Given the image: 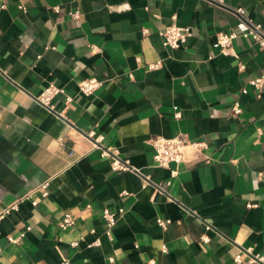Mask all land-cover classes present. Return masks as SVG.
Instances as JSON below:
<instances>
[{
    "label": "crops",
    "instance_id": "crops-1",
    "mask_svg": "<svg viewBox=\"0 0 264 264\" xmlns=\"http://www.w3.org/2000/svg\"><path fill=\"white\" fill-rule=\"evenodd\" d=\"M241 19L264 28V0H0V264H236L247 248L264 264V47L217 44ZM173 23L193 32L178 48L160 35ZM50 84L65 93L46 107ZM178 135L208 148L158 166L152 138Z\"/></svg>",
    "mask_w": 264,
    "mask_h": 264
},
{
    "label": "built area",
    "instance_id": "built-area-1",
    "mask_svg": "<svg viewBox=\"0 0 264 264\" xmlns=\"http://www.w3.org/2000/svg\"><path fill=\"white\" fill-rule=\"evenodd\" d=\"M236 11L242 14L243 7L237 8ZM73 16L78 17V12L73 13ZM160 35L165 47L178 48L187 42L188 38L193 35V32L192 28L189 26H180L176 23H173L166 25V27L160 31ZM240 36L251 37L254 40L258 41L264 47V28L260 25L251 24L241 19L240 22L230 31L218 33L217 44L220 47L221 52L225 55L237 56V52L234 48L233 43L234 40ZM158 66L159 63L149 64V68H155ZM250 82L255 86L256 89L260 90L262 89L264 84V77L260 76L253 78L250 80ZM101 85L102 82L97 77L83 79L78 83L79 92L84 95H93L101 87ZM60 93H65L64 89L57 87L54 84H50L43 89V91L37 97V100L44 106L49 107L51 106V100L53 99V97ZM258 95H260V93ZM67 100H71V98L67 97ZM233 111L236 114H239L242 111V107L239 101L235 102ZM179 114L180 112L177 110L176 116H179ZM87 136L94 139L95 145H98L103 139L102 135L96 136L94 132L88 133ZM151 142L154 147V161L158 166L161 167H170L171 164L179 165L188 159L191 152L194 154H199L200 152L208 148L207 143L203 141H191L183 135H178L175 137L155 136L152 138ZM102 155L106 156L109 155V153L107 150H104L102 152ZM112 167L114 170H131L139 172V169L133 166L129 161H123L122 159L117 157L113 160ZM172 173L173 175H176L178 173V169H173ZM48 186L49 181H45L40 186L43 196H47L49 194ZM33 203L37 204V200H33ZM13 207L17 208V205H13L12 208ZM123 211L124 209L121 208L120 212ZM102 215L106 221L105 232L109 237H112V230L117 221L116 214L109 208L105 207L102 210ZM75 222L76 219L74 215L71 212H67L61 218L59 226L61 229L65 230L73 226ZM157 222L161 227L166 228L168 223L170 222V219L158 218ZM211 227L212 226L210 224H206L205 226L206 230L211 229ZM28 229H30V227H28ZM23 235L24 233L21 234V236ZM21 236L15 237L13 235H9L8 240L10 242H18ZM201 240L203 242H208L209 238L204 233L201 236ZM100 243L101 240L97 238L90 245H99ZM71 245L77 247L79 245V242L72 241ZM163 250H167L166 245L163 246ZM251 252L252 249L247 248L246 250L237 253L234 256L236 264H253L257 261L263 260V257H261L260 254H252L248 260H245V253L249 254ZM152 264H155V261L152 260Z\"/></svg>",
    "mask_w": 264,
    "mask_h": 264
}]
</instances>
